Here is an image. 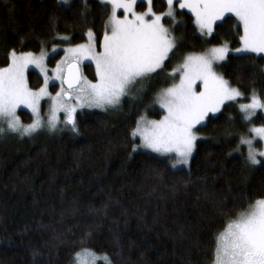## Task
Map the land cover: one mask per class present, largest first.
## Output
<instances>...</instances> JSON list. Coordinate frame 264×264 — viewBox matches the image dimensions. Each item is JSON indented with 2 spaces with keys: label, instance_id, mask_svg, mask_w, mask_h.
Returning <instances> with one entry per match:
<instances>
[{
  "label": "trees",
  "instance_id": "obj_1",
  "mask_svg": "<svg viewBox=\"0 0 264 264\" xmlns=\"http://www.w3.org/2000/svg\"><path fill=\"white\" fill-rule=\"evenodd\" d=\"M105 7L98 0L67 6L0 0V67L12 50L80 44L89 30L102 39ZM153 8L164 12L165 0H153ZM181 11L171 23L165 18L175 55L163 75L139 85L135 98H123L118 109L78 113L76 132L0 134V264H73L82 249L106 255L111 264H211L215 234L264 196V158L251 166L243 153H234L247 129L236 103L197 128L187 169L173 170L164 159L132 151L130 132L141 113L163 114L152 102L168 86V71L187 54L240 44L231 24L201 36L191 14ZM81 70L95 78L92 64ZM218 71L245 97L264 96V56L228 54ZM27 77L32 89L40 86L35 71ZM18 113L23 123L31 121L27 112ZM253 124L264 125V118L258 115Z\"/></svg>",
  "mask_w": 264,
  "mask_h": 264
},
{
  "label": "snow or ice",
  "instance_id": "obj_2",
  "mask_svg": "<svg viewBox=\"0 0 264 264\" xmlns=\"http://www.w3.org/2000/svg\"><path fill=\"white\" fill-rule=\"evenodd\" d=\"M99 2L106 11L110 6L102 39L89 30L87 43L65 49L64 58L52 69L51 76L43 51L39 56L10 52L7 65L0 67V122L7 126L0 127V134L7 131L31 137L45 126L54 131L61 112L64 124L76 132L77 108L118 109L122 98L138 92L145 80L165 73L176 49L165 18H169L167 23L175 21L178 14H183L177 9L191 13L201 36H212L217 27L231 24L241 45L236 53L264 54V0H165L167 10L162 13L154 11L153 0H141L147 5L145 11L136 10L138 0ZM228 52L225 44L203 54L191 53L167 72L168 86L155 100L163 110L162 117L150 120L141 116L137 120L130 132L133 152L143 148L167 156L174 161V168L189 163L198 139L194 131L197 126L209 113L215 114L225 103L242 96L214 67L226 59ZM85 60L95 66L94 81L81 71ZM29 68L39 69L43 76V86L37 90L29 85ZM50 80L59 82L54 96L48 92ZM46 96L51 104L45 122L40 118V103ZM21 107L30 109L36 117L32 123L21 122L17 115ZM239 107L243 119L251 122L258 111H264V99L253 93L250 102ZM250 132L253 138L241 137L239 143L247 146V161L260 165L262 160L258 157L264 158V150L257 151L254 139L264 141V126L252 127ZM84 255L93 257L91 264H96L95 254L88 249L75 254L74 264H90L82 259ZM209 256L211 264H264V196L249 202L225 222L223 230L215 234ZM103 259L105 264H111L106 255Z\"/></svg>",
  "mask_w": 264,
  "mask_h": 264
},
{
  "label": "rangeland",
  "instance_id": "obj_3",
  "mask_svg": "<svg viewBox=\"0 0 264 264\" xmlns=\"http://www.w3.org/2000/svg\"><path fill=\"white\" fill-rule=\"evenodd\" d=\"M58 1H59V3H61V4L65 5V6H67V5H70L71 2H72L73 0H69V2H68L67 4L63 3V0H58ZM98 1H99V0H98ZM139 4H142V3H141V0H138L137 7H138ZM142 5H143V6H142V7H143L142 10H139V9H137V8H136V10H137V11H145L147 5H146V3H144V4H142ZM108 8H109V13H110V6H108ZM166 10H167V8H166ZM166 10H165V11H166ZM185 11H187V10L185 9ZM190 14H191V13H190ZM193 20H194V18H193ZM194 24H195V23H194ZM195 27H196V25H195ZM196 30H197V33L200 35L199 30H198L197 28H196ZM205 37H208V36L205 35ZM87 40H88V37H87V35H86L85 41L82 42V43H80V44H85V43H87ZM80 44H76V45H66V46H52V47H50V48H43V49H41L39 52H32V53H34L35 55L39 56V55L41 54V52L43 51V53L45 54V57H46V59H45V65L47 66V69L49 70V75L51 76V74H52V69H54L55 66H56V64L59 63V62L64 58V56H65V49L70 48V47H76L77 45H80ZM224 45H225V44H224ZM226 45H227V44H226ZM220 46H223V45L210 46V47H208L206 50H204L203 52L195 53V54H203V53H206L209 49H211V48H213V47H220ZM227 46H228V45H227ZM240 46H241L240 44H239L237 47H235V48H230V47L228 46V48H229V52H228V54H234V55L253 54V55H256V54H254V53H236V52H235V49L238 48V47H240ZM53 48H55L56 50L53 51ZM58 53H60V56H59L58 58H55L54 61H53V63H50V59H52V58H53L56 54H58ZM190 54H191V53H190ZM187 55H188V54H187ZM185 56H186V55H185ZM261 56H264V54H262ZM223 61H224V60H223ZM223 61H221L220 63L214 65L215 70L217 71L218 74H220L219 71H218V66H219ZM181 63H182V62H181ZM84 64H92V63H91L90 61L85 60V61L81 64V66H80L81 69H82V66H83ZM179 64H180V63H179ZM92 67H93L94 74H95V66H94V64H92ZM29 70H33V71H35V72L38 74V76H39L40 79H41V84H40L39 87L43 86V76L41 75L39 69H36V68H29ZM29 70H28V71H29ZM81 71H82V70H81ZM82 72H83V71H82ZM83 75H84V74H83ZM220 75H221V74H220ZM84 76H85V75H84ZM87 78H88V77H87ZM88 79L94 81V79H90V78H88ZM39 87H38V88H39ZM38 88L33 89V90H37ZM58 91H59V82H58V81H54V80H50V83H49V89H48V92L50 93V95H53V96H54V95L56 94V92H58ZM160 91H161V90H160ZM160 91H159V92H160ZM159 92L153 97L154 99H153V102H152V105H153L154 107H156L157 109H160V108H159V105L155 103V100H156V97H157V95L159 94ZM137 93H138V92H132L129 96H126V97H124V98H131V99H132V98H135V96H136ZM252 95H253V94H252ZM252 95H250L249 97H245V96L242 94V96L239 97V98H237V100H235V101H229V102L225 103V104L222 106V108H221L220 111L216 112L215 114L209 113L208 116L205 118L203 124H205V122L208 120L209 117H214V116L218 115V114L222 111L223 107H224L225 105H227L228 103H236L237 109L239 110V112L241 113V115H242V117H243V113L240 111V107H239V106H240L241 103H248V102H250V98H251ZM256 95H257L258 97L264 99V96H260L258 93H256ZM122 99H123V98H122ZM50 104H51V101L49 100V98H48L47 96H46L44 99H42V100H41V103H40V118H41L43 121H45V122L48 120V118H49V116H50ZM19 110L25 111V112H27L28 114L31 115V118H32V119H31V121H30L29 123H23V122H22L21 117H20V115H19V113H18ZM109 110H112V109H109ZM160 110L163 112L162 109H160ZM92 111L105 112L104 110H101V109H99V108H88V107L77 108V112H76V115H75V119H76L77 114L80 113V112H92ZM107 111H108V110H107ZM17 115L20 117L21 122H22L23 124H25V125L32 123L33 120L36 118V117L33 115V113L31 112L30 109H27V108H24V107H21V108H19V109L17 110ZM258 115H260L261 117L264 118V111H258V112L256 113V115L253 117V119H252L251 122L244 120L245 123L247 124L246 133L243 134V135H240L239 140H240L241 137L253 138V137H252V134H251V132H250V129H251L252 127H261V126H264V125H254V124H253L254 119H255ZM141 116H145L147 119H150V120H153V119H160V118L162 117V115H161L159 118H152V117L148 116V114H147L146 112H142L141 115L137 118V120H138ZM59 118H60V122L57 124V128H56V130H54V131H53V130H49L46 126L43 127V128H41V130H45V131L47 130V132H55V131H63V130H65V129H67L68 127L71 128L70 125H65V124H64V122H63V119H64V113H63V112L59 113ZM203 124H202V125H203ZM199 126H201V125H198L197 128H198ZM0 127H5V128H6L7 126H6V124H3L2 122H0ZM41 130H39V131H41ZM194 131H196V134H197L198 139H199V134H198V132H197V129H195ZM198 139H197V140H198ZM196 142H197V141H196ZM254 147L257 149V151L264 150V141H260L258 138H255V139H254ZM237 148H239V149H241V150H240V151H237ZM137 151L146 152V153H149V154H151V155H153V156H155V157H157V158H161V159L166 160V161L168 162V164L170 165V167H171L173 170L187 169V168L189 167V164H190V161H189V163H188L187 165L178 164V165L174 168V167H172V164L174 163V161L171 160V159H170L169 157H167V156H162V155H159V154H157V153L151 152L150 150L143 149V148H138ZM194 151H195V149H194ZM194 151H193V154H194ZM234 153H243L244 158H245V160L247 161V146H246V145H240V143H239V141H238V143H237V147H236ZM193 154H192V156H193ZM258 159H263V158L258 157ZM247 163H249V162L247 161ZM249 165H251V164L249 163ZM251 166H254V165H251ZM91 253H92V252H91ZM103 257H104V256H102V255H96V254H95L96 264H98V263H104V264H105V261H104ZM82 259L88 260V261L90 262V264H91V260L93 259V257L88 256V255H84V256H82ZM73 264H74V259H73Z\"/></svg>",
  "mask_w": 264,
  "mask_h": 264
}]
</instances>
